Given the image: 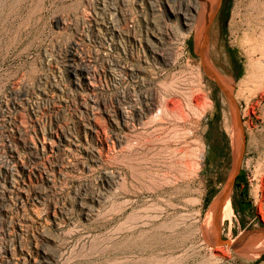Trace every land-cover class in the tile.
Wrapping results in <instances>:
<instances>
[{
	"label": "rangeland",
	"instance_id": "374dc122",
	"mask_svg": "<svg viewBox=\"0 0 264 264\" xmlns=\"http://www.w3.org/2000/svg\"><path fill=\"white\" fill-rule=\"evenodd\" d=\"M179 1L210 16L218 7V0ZM222 1L204 56L231 85L223 88L245 145L230 205L212 224L235 159L236 125L203 70L196 31L176 28L165 11L175 60L156 61L152 78L160 84L168 68L177 78L168 103L175 111L122 115L112 112L129 106L119 103L128 76L114 66L123 55L101 29L112 21L120 31L153 28L159 13L144 16V0H0V264H264V252L242 257L210 235L232 241L264 227V72L251 65L264 58L250 49L264 28V0ZM71 46L94 72L86 96L63 62ZM134 64L148 72L149 64ZM90 110L97 120L88 129ZM41 133L64 144L36 150Z\"/></svg>",
	"mask_w": 264,
	"mask_h": 264
},
{
	"label": "bare ground",
	"instance_id": "6f19581e",
	"mask_svg": "<svg viewBox=\"0 0 264 264\" xmlns=\"http://www.w3.org/2000/svg\"><path fill=\"white\" fill-rule=\"evenodd\" d=\"M144 1L147 5V8H143L141 13L144 14L145 11H148L151 13H159V19L160 20L158 22L154 23L155 26L153 28L149 27V25H148L146 27L139 26V28H135V27L125 28L124 30L120 31L117 29L116 24L112 21L111 24L103 25V27L101 29V32L103 33V40H109L111 38V40L114 42V43L112 42L113 44H115V45L120 44V49H121L123 58L118 60L116 62V64H114V66H116L119 69L121 75H123V76L127 75L128 76V84H127L128 96H123L122 100L119 101V103L123 102L124 104H129V106L123 107V108L118 107L116 110H113L112 113L118 112L119 114H122V115L141 114L143 111H145V109H147L146 112H148L152 108H153L154 112H156V113H161V112L171 113V112L175 111V110H173V108L169 107L168 103H169V98H172L173 93H175V91H176L175 85L177 82V78L174 76V74L172 75V74L167 72V71H169V68L164 69L165 75L163 77V81L160 84H158L157 82L155 83L153 78H152L153 76L157 75L156 70H155L157 68L155 66L156 61L160 62L162 66L169 67L170 65H172L173 60H175V59H172V54L170 51L171 46H170V48L167 46V40L166 39H170V35L174 34L173 33L174 30H173L172 25L167 24V22L164 21V13L166 10H168L174 16V18H175L174 21L177 24L176 28H178V29L182 28V27H186L187 29L191 28L192 31L193 30L196 31V42L197 43L200 41L205 42L204 39H205V34H206V32H205L206 28L204 27L203 23H205V21H204L205 15L208 12L206 8H205L206 12L204 11V13H203L204 7H203V9H199V7H197L195 5H191L190 3L185 5V6H182L180 4L179 0H144ZM195 8L198 11L197 16H195L192 13L193 11L195 12ZM144 16H145V14H144ZM256 19H255V21H256ZM126 20H127V17L124 18V22ZM258 22H260V21H258ZM261 23H262V20H261ZM255 24H256V26L259 25L257 23H255ZM90 26L93 29V26L92 25H90ZM258 30H259L258 38L254 37V38H256V39H253L254 42L250 39L252 41V45L254 46V47L252 46L253 48L250 47V49L252 51V54L253 53H259L260 58L263 59L264 58V28L259 27ZM252 34H254V32H252ZM254 36H256V35H254ZM75 48L72 47L70 50L65 52L66 54H64L65 56L63 58L64 59L63 62H64V65L68 68L69 73L74 78V80H72V81H73V83H75L74 84L76 86L75 89L79 92V93L78 92L77 93L81 94L82 96H86L88 94L87 93L88 90H90L92 87L91 86L92 85V79H94L95 76L93 74L94 72L91 71L90 67L87 65V63H85L86 60L83 61L84 59L80 60L78 58V57H81V55L77 56V51ZM199 52H200L199 54H201L203 56L204 68L206 70L209 69L207 66H211V65H210V62H207V60L205 59L203 46L201 47ZM140 53H142L143 56L142 55L141 56L144 57V59H141ZM173 56H174V54H173ZM157 57L160 58V60L159 59L155 60ZM140 61H143V63H145L146 65L149 64L148 72L144 66L134 64L135 62H140ZM251 65H252L253 69H256L258 75L259 74L263 75L264 65H261L258 60H251ZM151 66L153 67V69H150ZM127 70H129L130 74L127 72ZM137 72L138 73H144V74L146 73L147 76L142 77L140 80L137 77ZM252 74L255 75V73L252 72L251 74L249 73V77H253V79H256V78H254V75H252ZM220 78L222 80V81L221 80L220 81H221V84L223 87L224 86L226 87L227 85H228V87H231V85L228 84L229 82L227 80L223 79L222 77H220ZM245 85H247V84H245ZM176 87H178V86H176ZM49 88H51V86H49ZM135 89H139L140 93L135 92L134 91ZM49 91H50V89L48 90V92ZM78 96H80V95H78ZM130 96L133 97L134 99L133 100H130L131 98L128 99V97H130ZM230 96L228 95L229 101L231 104L230 105L231 111H232L231 114H232V117L234 116L232 119H234L235 125H236L235 126V133H236L235 134L236 135V141H235L236 147L235 148L237 149L238 135L242 129L240 127V123H237V121H236V119H237L236 116H238V113L236 110L235 103L230 98ZM132 101H133V103H132ZM80 102H81V100H80ZM80 102H79V104H80ZM81 104H83V103H81ZM89 107L92 108V105ZM84 111H86V110H84ZM93 112H92V116L90 115L91 118L90 117L87 118L88 129H90L92 124L95 125V120H97V118H96L95 114H93ZM85 114H87V113H85ZM87 115H86V117H87ZM126 119H127V117H125V120ZM238 119H239V117H238ZM91 120L93 123L89 122ZM43 136H44V134H42V139H40V140L35 139V141L37 140V143H35L36 145L34 144L33 147L36 150L39 148L41 151H44L45 149H47V147L45 145L46 143L48 144V148L50 147V148H56V149H59L64 144L63 139L61 137H58L57 134H56V138H51V134H50L48 137L49 141H47L46 137L45 136L43 137ZM11 140H12V138H11ZM40 150H39V152H40ZM9 155H10V157H13L12 153H10ZM30 170H31V168H30ZM6 172H7V170H6ZM27 173H29V172H27ZM19 177L22 178L21 176H19ZM221 199H222V196L219 195L216 199H214L215 201L213 202V205L211 207V210H210L211 215L212 214L214 215L211 218L212 224H213L214 220L219 221L221 215H223L224 212L227 211V209L229 207V206H227V204L224 200V195H223V200H221ZM221 201H222V205L220 204Z\"/></svg>",
	"mask_w": 264,
	"mask_h": 264
},
{
	"label": "water",
	"instance_id": "95a60500",
	"mask_svg": "<svg viewBox=\"0 0 264 264\" xmlns=\"http://www.w3.org/2000/svg\"><path fill=\"white\" fill-rule=\"evenodd\" d=\"M221 0H219L217 2V6L220 5ZM219 7L215 8L213 14L210 16V13L207 12L205 15V23H203L204 27L206 28L205 32H208L209 27L211 25V22L213 21V18L215 17V14L217 12V9ZM209 18V19H208ZM207 20V21H206ZM205 30V29H204ZM207 35L205 37V42L200 41V42H196V36H195V51L198 52L201 49V47H205V51L207 49V45H208V39H207ZM201 57V56H200ZM209 68V70H206L203 67V70L205 72V74L212 80H214L216 82V84L219 86V88L223 91V93L225 94V96L227 97V100L229 101V97L226 94V91L224 90L221 81L219 79V75H217L215 73V71L213 70L212 66H207ZM230 102V101H229ZM237 119V123H240L238 116H236ZM244 145H245V139L242 133V130L239 132L238 135V145H237V149H236V153H235V159H234V163H233V167H232V171L230 174V177L228 179L225 191H224V200L227 204V206L230 205L229 202V194L231 191V188L233 186V183L239 173V165H240V161L243 155V151H244ZM211 238L213 240V243L215 245H223L228 247L229 249H232L236 254L242 256V257H246V258H252V257H256L259 256L260 254H262L264 252V227L263 228H259V229H255V230H251V231H246L243 232L241 235H239L235 240H225L220 238L214 231L213 229H211Z\"/></svg>",
	"mask_w": 264,
	"mask_h": 264
},
{
	"label": "flooded vegetation",
	"instance_id": "af4514ba",
	"mask_svg": "<svg viewBox=\"0 0 264 264\" xmlns=\"http://www.w3.org/2000/svg\"><path fill=\"white\" fill-rule=\"evenodd\" d=\"M223 9H224V4H223V1H222L221 4H220V6H219V8L217 9V12H216L215 17L213 18V20L214 19H218V18H222Z\"/></svg>",
	"mask_w": 264,
	"mask_h": 264
},
{
	"label": "trees",
	"instance_id": "16d2710c",
	"mask_svg": "<svg viewBox=\"0 0 264 264\" xmlns=\"http://www.w3.org/2000/svg\"><path fill=\"white\" fill-rule=\"evenodd\" d=\"M261 258H264V255H262Z\"/></svg>",
	"mask_w": 264,
	"mask_h": 264
}]
</instances>
